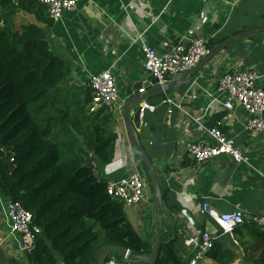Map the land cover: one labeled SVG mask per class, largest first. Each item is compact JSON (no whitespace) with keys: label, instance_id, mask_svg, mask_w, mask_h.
Here are the masks:
<instances>
[{"label":"crops","instance_id":"0c3cea01","mask_svg":"<svg viewBox=\"0 0 264 264\" xmlns=\"http://www.w3.org/2000/svg\"><path fill=\"white\" fill-rule=\"evenodd\" d=\"M47 19L49 23L39 25L45 30L51 51L71 66V76L63 83V89L86 97L92 92L91 77L110 71L119 89V103L126 104L130 99L128 89L154 80L143 69L139 35L158 54L165 52L166 43L189 45L197 38L206 39L209 46L216 42L217 46L233 35L264 27V0H78L75 11L65 13L60 21ZM31 23L38 24L20 12L12 17L10 27L20 31L21 26ZM249 69L260 74L257 85L264 88V33L227 48L185 85L170 88L164 96L151 94L145 98L157 109L141 117L139 138L158 172L165 209L175 221L173 232L170 220L160 215L154 205V190L147 175L144 178L152 188V192L147 188L150 198L126 212L129 221L133 217L130 223L134 229L151 248L160 240L164 242L162 236L170 231L171 240L177 237L185 258L193 253L180 212L173 211L186 210L199 230L215 233L221 230L202 213L204 203L220 214L230 213L238 206L247 218L264 214V135L248 131V113L238 105L232 111L225 109L224 97L218 93L219 79L225 73ZM182 75L169 83L181 81ZM167 99L174 100L183 110L175 109L170 115V105L162 104ZM123 113L115 116V161L103 170V177L109 182L125 177L131 170L140 171L137 148L128 135ZM212 129H219L234 141L244 154L243 163L225 155L197 166L187 158V148L192 143L214 144L207 134ZM150 204L153 212L146 228L141 221ZM244 226L247 228L232 235L223 234L219 240L224 239L241 254L256 243L248 228L251 225ZM1 230L8 229L0 221ZM245 243L246 248L242 246ZM5 255L15 264L27 263L26 259L19 261L17 258L22 257L16 253ZM97 261L98 257L95 264ZM245 263L244 258H239L234 264ZM200 264L218 263L207 256Z\"/></svg>","mask_w":264,"mask_h":264},{"label":"trees","instance_id":"16d2710c","mask_svg":"<svg viewBox=\"0 0 264 264\" xmlns=\"http://www.w3.org/2000/svg\"><path fill=\"white\" fill-rule=\"evenodd\" d=\"M20 12L38 24L20 31L8 27L7 15ZM47 18L37 0H0V188L12 202L26 193L23 205L42 229L26 264H95L105 245L134 253L132 260L113 256L119 264H147L137 263L136 256L149 254L150 244L128 220L127 207L108 193L103 177L116 156L115 114L109 107L92 113V92L82 97L63 89L71 66L51 51L39 25L49 23ZM8 152L12 157L6 162ZM137 159L146 171L138 153ZM241 228L247 227L234 233ZM248 228L253 246L239 254L218 239L208 257L218 264L239 258L264 264V231ZM172 236L170 231L162 236L155 264L190 263L193 253L185 258Z\"/></svg>","mask_w":264,"mask_h":264},{"label":"built area","instance_id":"2783aa9c","mask_svg":"<svg viewBox=\"0 0 264 264\" xmlns=\"http://www.w3.org/2000/svg\"><path fill=\"white\" fill-rule=\"evenodd\" d=\"M47 9L48 18L53 22L60 21L65 13L75 11L78 0H37ZM141 51L143 52V69L158 80L157 85L163 87L172 78L182 75L196 67L211 48L204 38H197L189 45L166 43V50L158 54L155 49L148 46L139 35ZM260 74L255 69L242 72H227L218 83V93L224 97L222 106L232 111L234 105L241 106L249 115L246 129L256 134L264 135V88L257 85ZM89 87L92 91L93 102L91 112H97L102 107H109L117 116L122 115L125 102L119 103V89L116 79L110 71H105L91 77ZM141 92H144L142 90ZM162 104L170 105L169 114L175 109L183 110L172 99L164 100ZM139 107L144 113L155 112L156 105L143 101ZM207 134L214 140V144L195 142L187 148V158L197 166L215 160L221 156H230L235 162L243 163V152L235 146L234 141L226 138L219 129L208 130ZM13 161V159H11ZM108 193L122 202L127 208H133L150 198L145 178L139 170H131L119 180L110 181ZM202 213L212 219L220 228V233L199 230L187 211H180L179 218L183 221L187 233V243L193 248V258L189 264H200L213 249L221 235H232L233 232L244 225H251L264 231V214H256L247 218L244 210L238 206L230 213H218L209 203H204ZM0 221L7 231H0V249L8 256L16 253L24 262L36 247L38 236L42 229L35 224L34 215L28 211L21 202H12L7 199L0 189ZM14 242L12 244L11 242ZM23 259V260H21ZM107 264H119L116 258L111 257Z\"/></svg>","mask_w":264,"mask_h":264},{"label":"water","instance_id":"95a60500","mask_svg":"<svg viewBox=\"0 0 264 264\" xmlns=\"http://www.w3.org/2000/svg\"><path fill=\"white\" fill-rule=\"evenodd\" d=\"M8 19V27L11 25L12 15H7ZM264 33V27H260L257 29L244 31L241 33H238L236 35H233L229 37L228 39L222 41L217 46L213 47L210 51V53L203 58V60L194 68L191 70L185 72L182 75V80L177 81L174 83H167L163 87L157 86L158 80L154 79L148 83H137L136 85H133L130 89H128V95L130 99L126 102L124 107V113L123 118L125 120L126 128L128 135L132 141V143L136 146L137 152L144 163L146 167V173L151 181V185L154 190V198L155 202L154 205L160 215H166V217L170 220V223L172 225V231H175V221L171 214L165 209L164 206V194L161 186V181L158 175V172L153 164V161L151 160L149 154L147 153L145 147L142 145L138 128L141 125V115H142V109L139 107V105L145 100V98L148 95L154 94L156 96H164L167 92L170 91V88L175 87L177 85H185L189 80H191L194 76H196L202 69H204L213 59H215L218 55H220L223 51H225L227 48L231 47L235 43L250 38L254 35L262 34ZM193 40V39H192ZM153 85L155 87H153ZM144 90V92H141ZM147 90V91H146ZM55 89H52L50 92L53 94ZM137 93V95L135 94ZM135 94V95H134ZM115 116H117V113H115ZM76 138L80 140L81 143L85 142V139L83 136L76 133ZM12 156V153H8L6 162L8 159ZM97 159V157H95ZM94 168V166L92 165ZM98 174V173H97ZM99 179H102L100 176ZM20 202L22 204L27 203V196L26 193H23ZM170 242V241H169ZM162 241H158L153 248L149 249V254L136 256V262L137 263H147V264H155L158 261L159 258V250L162 245ZM117 256L122 261L125 260H132L134 258V253L130 251L129 249H126L121 246H115V245H105L103 246L99 252H98V261L97 264H107V261L113 257ZM0 264H15L13 261H11L5 253L0 249ZM58 264H65L62 261H59Z\"/></svg>","mask_w":264,"mask_h":264},{"label":"rangeland","instance_id":"374dc122","mask_svg":"<svg viewBox=\"0 0 264 264\" xmlns=\"http://www.w3.org/2000/svg\"><path fill=\"white\" fill-rule=\"evenodd\" d=\"M66 91H69V92H73V91H70V90H67V89H65ZM140 164H139V167H140V173L142 174V176L143 177H145L146 178V176H147V174H146V171H145V169H144V166H143V164L141 163V162H139ZM147 188L150 190V188H151V185H150V183H148L147 184ZM151 192H152V188H151V190H150ZM151 192H150V194H151ZM154 196V195H153ZM126 211H129L128 209H126ZM153 211H152V205L150 204V208H149V211H147V213H146V217H144V218H142V221H141V224L143 223L144 225H146V228H148L149 227V223H150V217L152 216V213ZM127 213V212H126ZM129 220V219H128ZM130 221H132V223H133V217L131 216L130 217ZM136 226V225H135ZM147 232H148V230L146 231V234H147Z\"/></svg>","mask_w":264,"mask_h":264}]
</instances>
